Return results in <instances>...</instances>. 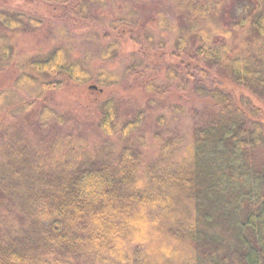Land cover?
Listing matches in <instances>:
<instances>
[{"label":"trees","instance_id":"16d2710c","mask_svg":"<svg viewBox=\"0 0 264 264\" xmlns=\"http://www.w3.org/2000/svg\"><path fill=\"white\" fill-rule=\"evenodd\" d=\"M41 1L71 29H87L101 62L117 59L136 21L130 5L107 21L96 8L106 0ZM169 2L177 20L162 9L151 19L172 33L171 50L149 47L148 33L143 45L131 38L139 56L129 55L125 80L91 72L89 52L75 57L61 40L21 59L13 40L52 18L0 7V73L15 76L0 89V264H264V110L219 85L229 80L264 101V0ZM149 56L160 60L151 68ZM68 84L137 87L151 101L192 94L216 111L188 138L148 135L141 115L120 122L108 97L98 103L106 139L91 149L62 130L67 120L52 106Z\"/></svg>","mask_w":264,"mask_h":264},{"label":"rangeland","instance_id":"374dc122","mask_svg":"<svg viewBox=\"0 0 264 264\" xmlns=\"http://www.w3.org/2000/svg\"><path fill=\"white\" fill-rule=\"evenodd\" d=\"M125 5H130L135 11V25L131 32L127 31L122 35L121 50L117 59L101 62L96 57L93 41L85 39L82 35L87 29L73 30L69 25L55 19L60 14L57 6L45 4L41 0H0V7L18 9L27 14L52 18L50 20L52 26H42L37 32L24 33L13 40L15 51L21 53V59L26 60L46 55L54 49L53 44H57V41L61 40L62 43L73 45L75 57L83 59L86 57L85 52H89L86 63L91 72H95L94 70L100 66L119 72L124 80L128 77L124 74V70L130 62L129 55L139 56V45H135L131 38L143 45L148 33L147 35L152 38L149 47L157 48L160 46L159 43H162L165 45V52H169L173 42L172 33L156 28L151 18L157 10L162 9L167 16L173 19L175 17L177 20L176 15L174 16V13L177 14V12L171 7L169 0H106L103 5L98 4L96 8L97 12L108 21L113 20L118 11H121ZM239 6L240 3L234 5L231 16H239ZM177 16L179 18V15ZM62 27H68L70 30H65L66 33L60 34L59 31ZM146 29L151 30L152 33L145 32ZM110 39L113 38L110 37ZM148 59L150 68L152 66L150 62L160 61L156 56H149ZM14 77V73L11 71L0 73V89L11 86ZM124 80L122 85L126 84ZM219 85L222 89L231 92L236 98L240 95L246 96L255 106L264 110V101L253 93L221 78ZM108 97L116 102L115 106L120 122L141 115V129L148 135L150 132L162 130L165 134H169L170 131L179 132L188 138L196 124L206 122L216 111V107L210 100L198 98L192 94L182 97L181 101H177L179 94L172 91L164 100L151 101L150 96L140 88H124L121 85L98 91L89 88L88 85L68 84L54 94L52 106L61 112L67 120L62 130L70 132L75 138L85 139L90 148L93 149L106 139L98 129L97 124L101 115L98 103ZM171 104H179L181 107V112L174 117L171 116Z\"/></svg>","mask_w":264,"mask_h":264},{"label":"water","instance_id":"95a60500","mask_svg":"<svg viewBox=\"0 0 264 264\" xmlns=\"http://www.w3.org/2000/svg\"><path fill=\"white\" fill-rule=\"evenodd\" d=\"M90 87H91V88H96V86H95V85H91Z\"/></svg>","mask_w":264,"mask_h":264}]
</instances>
